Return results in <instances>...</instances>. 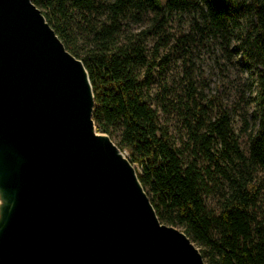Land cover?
<instances>
[{"label":"trees","instance_id":"obj_1","mask_svg":"<svg viewBox=\"0 0 264 264\" xmlns=\"http://www.w3.org/2000/svg\"><path fill=\"white\" fill-rule=\"evenodd\" d=\"M31 2L82 62L94 126L140 168L160 223L207 264H264V0ZM216 40L248 74L245 148L222 97L194 76V49Z\"/></svg>","mask_w":264,"mask_h":264},{"label":"water","instance_id":"obj_2","mask_svg":"<svg viewBox=\"0 0 264 264\" xmlns=\"http://www.w3.org/2000/svg\"><path fill=\"white\" fill-rule=\"evenodd\" d=\"M93 106L82 62L40 10L0 0V263L207 264L95 133Z\"/></svg>","mask_w":264,"mask_h":264},{"label":"rangeland","instance_id":"obj_3","mask_svg":"<svg viewBox=\"0 0 264 264\" xmlns=\"http://www.w3.org/2000/svg\"><path fill=\"white\" fill-rule=\"evenodd\" d=\"M161 1L165 2V0ZM185 21L187 22V18ZM193 54L194 76L204 86L207 94L216 93L222 97V104L229 110L231 116L233 132L239 138L241 146L245 148L247 135L254 129V124L250 116L252 107L245 106L242 100H239L237 93V90L248 82V74L245 66L242 65L241 58L232 53L230 49L226 51L220 40L208 41L203 46L194 49ZM248 97H255V88L251 94L249 90H245V98ZM95 133L105 135L96 129ZM121 153L127 157L125 151ZM132 166L136 174L140 172V168L136 165ZM209 203L213 208L214 203L212 201ZM176 229L180 231L179 228ZM193 245L198 249L196 244L193 243Z\"/></svg>","mask_w":264,"mask_h":264},{"label":"bare ground","instance_id":"obj_4","mask_svg":"<svg viewBox=\"0 0 264 264\" xmlns=\"http://www.w3.org/2000/svg\"><path fill=\"white\" fill-rule=\"evenodd\" d=\"M5 179H6V175H5L4 171H2V172L0 171V181H1V180H5ZM0 203H1V200H0ZM12 203H13L12 201H11V202L8 201V200L6 201L5 204L7 205L8 210L10 209Z\"/></svg>","mask_w":264,"mask_h":264}]
</instances>
